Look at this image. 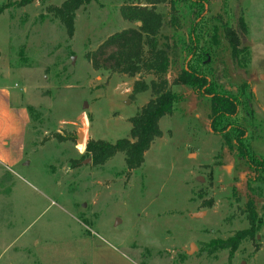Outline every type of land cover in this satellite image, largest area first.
<instances>
[{
    "label": "rangeland",
    "instance_id": "1",
    "mask_svg": "<svg viewBox=\"0 0 264 264\" xmlns=\"http://www.w3.org/2000/svg\"><path fill=\"white\" fill-rule=\"evenodd\" d=\"M66 1L0 0V84L30 112L19 176L10 182L0 171V264H41L44 254L46 264H59L64 242L77 247L76 237L91 234L138 264H264V171L241 157L231 131H213L208 98L174 84L195 57L197 37L194 65L221 92L244 95L236 122L261 162L264 0L154 6L163 17L158 48L169 56L168 90L181 101L160 120L163 134L137 169L122 152L94 164L87 145L130 139L131 118L156 96L135 93L137 83L160 80L97 70L89 55L111 36L139 28L122 8L147 1L90 0L75 12L72 35L57 15ZM228 28L248 51L237 61Z\"/></svg>",
    "mask_w": 264,
    "mask_h": 264
},
{
    "label": "trees",
    "instance_id": "2",
    "mask_svg": "<svg viewBox=\"0 0 264 264\" xmlns=\"http://www.w3.org/2000/svg\"><path fill=\"white\" fill-rule=\"evenodd\" d=\"M145 6L130 5L122 8V16L129 22L141 23L137 29L125 30L111 36L100 49L89 55L97 70H105L109 73H120L129 76H136L142 72L154 74L160 80L152 81L149 84L137 83L135 93L151 90L155 96L142 110L131 118L130 139H121L115 144L104 141H91L87 145V154L92 156L94 164H104L107 160L122 152L126 154L127 166L131 169L139 168L144 162V155L150 149L152 143L162 136L160 120L174 112L176 103L181 101L180 97L168 90L166 74L170 71L169 56L165 50L158 48V35L163 26V17L154 10V6L165 0H146ZM90 0H67L57 10L58 17L62 20L70 35L74 31L75 12ZM172 9L175 8L172 3ZM244 31L247 27L243 25ZM229 43L233 51V57L237 61L241 52H248L241 49L237 35L230 28ZM196 35V28L193 29ZM194 40V58L188 61L186 67L176 77L175 85L192 87L195 93L203 98H208L212 105L213 131L224 134L232 132L236 146L243 159H245L253 170H263L264 158L259 162L256 156L250 153L247 146L246 130L241 128L236 119L240 108L245 102L240 96L221 92L209 78L202 73L196 65L200 61L195 53L199 40ZM248 55V53L246 54ZM245 55V58H246ZM246 60V59H244ZM253 114V113H252ZM225 135V134H224ZM81 145L85 148L84 143ZM262 164V165H260ZM251 225L256 224V215L250 218ZM246 235L239 237L244 239Z\"/></svg>",
    "mask_w": 264,
    "mask_h": 264
},
{
    "label": "crops",
    "instance_id": "3",
    "mask_svg": "<svg viewBox=\"0 0 264 264\" xmlns=\"http://www.w3.org/2000/svg\"><path fill=\"white\" fill-rule=\"evenodd\" d=\"M15 93L7 84H0V171L9 176H19L17 169L26 162V141L30 124V112L22 99H15ZM11 185V184H10ZM12 189V186H11ZM11 193V190L9 191ZM63 243L64 262L59 264H138L125 254L110 247L95 235L76 237V245ZM45 254L41 264L45 263ZM49 264H58L53 260Z\"/></svg>",
    "mask_w": 264,
    "mask_h": 264
},
{
    "label": "water",
    "instance_id": "4",
    "mask_svg": "<svg viewBox=\"0 0 264 264\" xmlns=\"http://www.w3.org/2000/svg\"><path fill=\"white\" fill-rule=\"evenodd\" d=\"M85 107H87V104L85 105ZM78 142L79 143H82L83 142V137L82 136H78ZM92 161H91V159H87L86 161H84L83 162V164L84 165H88V164H90ZM201 180H203V179H201ZM201 215V213H199V214H197V215H195V216H200ZM197 250V248H196V246H194V245H192V247H191V254L194 252V251H196Z\"/></svg>",
    "mask_w": 264,
    "mask_h": 264
}]
</instances>
